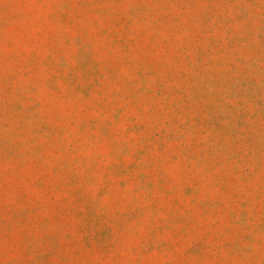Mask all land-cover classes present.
Wrapping results in <instances>:
<instances>
[{"label": "rangeland", "instance_id": "rangeland-1", "mask_svg": "<svg viewBox=\"0 0 264 264\" xmlns=\"http://www.w3.org/2000/svg\"><path fill=\"white\" fill-rule=\"evenodd\" d=\"M0 264H264V0H0Z\"/></svg>", "mask_w": 264, "mask_h": 264}]
</instances>
